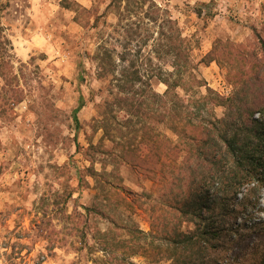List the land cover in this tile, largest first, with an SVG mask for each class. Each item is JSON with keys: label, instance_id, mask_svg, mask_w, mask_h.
I'll use <instances>...</instances> for the list:
<instances>
[{"label": "rangeland", "instance_id": "rangeland-1", "mask_svg": "<svg viewBox=\"0 0 264 264\" xmlns=\"http://www.w3.org/2000/svg\"><path fill=\"white\" fill-rule=\"evenodd\" d=\"M155 1L189 39L197 77L224 98L250 97L253 117L263 118L264 0ZM110 2L0 0L11 42L0 44V264H258L264 188L234 224L243 238L207 244L204 223L182 210L199 184L186 167L188 147L176 148L173 128L183 123L161 121L151 95L134 97L148 104L139 111L108 113L112 76L100 79L99 64L111 69L116 60L120 69L125 43ZM143 47L149 73L170 68L153 41ZM214 48L215 60L200 62ZM229 104L217 114H229Z\"/></svg>", "mask_w": 264, "mask_h": 264}, {"label": "trees", "instance_id": "trees-1", "mask_svg": "<svg viewBox=\"0 0 264 264\" xmlns=\"http://www.w3.org/2000/svg\"><path fill=\"white\" fill-rule=\"evenodd\" d=\"M110 6L119 12L117 25L124 30L125 43L118 54L120 69L116 60L111 69L99 64L100 79L107 73L112 76L110 87L114 104H109L108 113L114 109L130 113L139 111L148 104L142 98L134 101V97L143 96L147 100L151 95L161 113V121L170 115L174 116L173 121L183 123L182 127L173 128L182 139L176 148L183 149V144L188 147L184 148L190 152L187 161H192L186 167L199 183L192 186L183 212L204 223L202 235L207 244H228L237 236L243 238L245 233L235 232L234 224L243 209L260 202L258 194L264 188V117H253L250 97L240 103L236 91L232 98H224L197 77L189 39L168 9H163L155 0H111ZM196 13L201 16L202 9L198 8ZM4 31L0 23V44L7 46L11 42ZM135 35L141 40L135 45L134 55L131 46ZM258 38L264 51V37L259 34ZM151 41L157 56L169 59L164 65L170 68L162 65L157 72L152 70L150 73L145 68L151 65V57L144 54L143 46H148ZM114 51L115 48L109 49L111 60ZM216 53L214 48L200 62L215 60ZM83 78L82 74L80 79ZM153 79L166 85L163 93L153 88ZM202 86L206 87L205 92L200 90ZM178 88L186 92L183 100ZM229 101L230 113L219 116L217 108ZM85 102L86 97L81 95L75 112ZM108 118H105L104 126ZM196 153L199 154L197 160L193 158ZM255 227L256 235L264 238V226L262 230ZM256 252L261 255L258 264H264V250L256 248ZM218 261L225 262L223 258Z\"/></svg>", "mask_w": 264, "mask_h": 264}]
</instances>
